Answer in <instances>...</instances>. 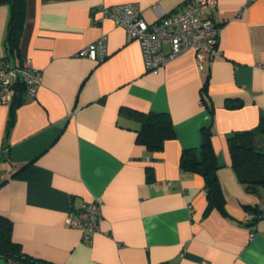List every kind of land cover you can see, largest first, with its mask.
<instances>
[{
	"label": "crops",
	"instance_id": "1",
	"mask_svg": "<svg viewBox=\"0 0 264 264\" xmlns=\"http://www.w3.org/2000/svg\"><path fill=\"white\" fill-rule=\"evenodd\" d=\"M186 1L26 0L15 63L31 58L40 84L34 96L23 92L8 130L10 103L0 102V214L24 253L56 264H264V217L242 223L246 205L264 202V187L246 191L227 144L229 133L256 127L264 110V0H216L217 56L199 68L188 49L157 73L144 70L139 42L99 12L136 2L154 21ZM8 17L0 3V66ZM103 34V60L76 55ZM17 93L12 87L11 100ZM227 98L240 105L227 107ZM121 107L167 113L175 136L149 151ZM206 127L221 162L224 211L207 210L203 176L179 166ZM97 198L99 229L85 242L66 217Z\"/></svg>",
	"mask_w": 264,
	"mask_h": 264
},
{
	"label": "built area",
	"instance_id": "2",
	"mask_svg": "<svg viewBox=\"0 0 264 264\" xmlns=\"http://www.w3.org/2000/svg\"><path fill=\"white\" fill-rule=\"evenodd\" d=\"M215 7L216 0H187L181 8L154 21H147L143 17L136 2L101 6L99 12L102 17L110 18L116 25L124 28L127 41L139 42L144 70L157 73L169 60L188 49L194 51L199 68H202L203 62L217 56L219 26L212 13ZM165 43L169 45L168 51L164 49ZM107 54V36L104 34L76 52L77 56L95 61L103 60ZM15 80L23 81L27 94L34 96L40 84L41 70L33 65L31 58H25L21 64L15 65L3 61L0 66L1 103H10ZM5 178L0 176V182ZM257 204L258 212L246 211L242 223H251L264 217V202ZM100 220L99 198L82 202L66 217L67 224L81 229V237L85 242H89L97 232Z\"/></svg>",
	"mask_w": 264,
	"mask_h": 264
},
{
	"label": "trees",
	"instance_id": "3",
	"mask_svg": "<svg viewBox=\"0 0 264 264\" xmlns=\"http://www.w3.org/2000/svg\"><path fill=\"white\" fill-rule=\"evenodd\" d=\"M0 3L9 5V17L4 38L6 55L3 61L13 65L19 58V45L26 19V0H0ZM19 90L13 94L10 101L7 130L13 123L15 108L23 101V92H26L25 83L15 80L12 84ZM205 86L203 87L202 100L211 110V104L206 98ZM12 90V89H11ZM227 107H235L240 102L227 98ZM119 114L135 119L137 128L136 141L143 144L149 151H159L163 148L167 139L175 136V129L170 116L164 112H143L127 107H121ZM202 143L199 148L185 149L181 152L179 166L182 171L196 172L203 176L207 192L206 209L218 208L224 211L225 200L218 178V169L221 166L212 144V130L203 128ZM228 150L231 166L237 179L245 186L249 193H255L260 187H264V110L260 112L259 123L248 130L233 131L227 135ZM148 170L150 168L148 167ZM149 179L152 172H149ZM247 211L258 212V204L246 205ZM12 224L10 220L0 214V257L16 263L25 264H56L43 258L34 257L23 252L19 243L11 237Z\"/></svg>",
	"mask_w": 264,
	"mask_h": 264
}]
</instances>
